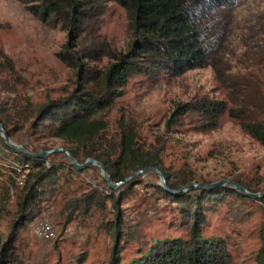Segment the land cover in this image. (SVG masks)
<instances>
[{
  "label": "rangeland",
  "instance_id": "obj_1",
  "mask_svg": "<svg viewBox=\"0 0 264 264\" xmlns=\"http://www.w3.org/2000/svg\"><path fill=\"white\" fill-rule=\"evenodd\" d=\"M215 18L219 38L211 55L212 62L227 74L252 76L264 83V0H237L232 6L217 11ZM97 32L100 41L117 51L128 50L132 43L126 11L113 0L105 1ZM68 41L67 30L60 25L51 27L43 23L24 2L0 0V106L12 107L14 114L18 109H33L76 90L79 86L77 69L57 56ZM5 59L12 69L2 67ZM111 61L104 52H99L91 63L104 70ZM233 95L217 79L211 64L177 76L162 74L149 78L135 73L123 94L103 116L109 133L117 130V121L123 117L135 126L141 145L162 147V163L169 171H182L205 183L238 178L263 192L264 146L226 111L214 128L198 126V117L193 115L167 126L180 104L208 98L224 101L229 107ZM30 117L19 126L12 141L25 145L28 151H41L42 146H64L60 139L35 136L30 125L33 117ZM50 156H46L48 161ZM54 159L68 163L62 153ZM2 177L0 251L21 216L17 203L22 191L15 181L10 185L8 175ZM132 180L128 188L124 189L123 184L110 188L98 166L78 172L64 168L53 195L42 200L37 216L17 229L14 246L22 261L27 264H112L114 260L127 264L155 240H187L189 228L182 224L179 206L156 194L155 185L161 186L159 176L143 173ZM91 191L98 194L99 206L92 205L86 212L81 203L76 209L66 206ZM121 192L125 193L123 197L119 196ZM108 194L117 198L116 203L113 204ZM115 215L123 219L122 239L112 233L108 225ZM205 216L201 236L222 240L231 264H257L264 201L240 200L229 194L223 203L206 211ZM40 221L51 225V233L46 238L35 231Z\"/></svg>",
  "mask_w": 264,
  "mask_h": 264
},
{
  "label": "trees",
  "instance_id": "obj_2",
  "mask_svg": "<svg viewBox=\"0 0 264 264\" xmlns=\"http://www.w3.org/2000/svg\"><path fill=\"white\" fill-rule=\"evenodd\" d=\"M20 1L43 23L51 27L60 25L68 31L69 41L57 56L66 65L77 69L79 86L66 97L49 99L33 109H18L14 114L12 107L0 106V122L11 139L15 140L19 126L28 122L31 116L33 121L30 125L35 136L62 140L64 146L61 147L68 149L78 162L87 158L102 162L112 182L124 181L134 172L150 167L162 171L167 186L173 190L199 182L193 175L172 172L164 167L160 156L162 147L151 145L145 148L141 145L135 126L125 118H119L117 130L109 133L103 112L110 109L115 99L123 94L125 85L135 73L149 78L162 74L177 76L211 64L220 83L234 94L229 99L231 106L208 98L183 103L175 108L167 126L176 125L184 116L193 115L198 117V126L214 128L226 111L245 132L264 146V83L252 76L227 74L217 68L211 59L219 38L216 37L215 15L237 0H113L126 11L133 37L130 47L124 52L112 49L108 43L99 40L97 26L106 0ZM99 52H104L112 60L104 70L91 63ZM2 67L12 69L8 59ZM0 145L8 149L4 158L29 168L27 183L18 195L21 216L2 246L0 264H27L14 246L17 229L37 216L42 200L53 195L64 168L74 172L79 170L69 161L66 164L55 161L58 153L65 155L63 152L49 154L48 161L46 156L37 157L8 146L1 136ZM23 147L28 150L25 145ZM50 148L53 146H42L41 151ZM1 175H8L7 180L13 185L15 179L11 173ZM133 178L122 183L124 189L132 184ZM234 181L251 192H261L242 179ZM155 187L156 194L179 206L182 224L189 228V237L187 240H155L152 246L127 264H231L222 240L201 236L206 211L223 203L229 194L240 200L254 198L232 187H199L178 193L166 191L159 185ZM123 195L124 192L119 194L120 197ZM97 196L91 191L66 206L76 209L81 203L83 212H86L92 205L99 206ZM107 197L113 204L116 203L117 198L113 194ZM258 199L264 201V196ZM122 220L115 215L108 224L111 232L121 239L125 234L122 232ZM260 236L262 244L257 264H264V226ZM112 264L120 262L113 260Z\"/></svg>",
  "mask_w": 264,
  "mask_h": 264
},
{
  "label": "water",
  "instance_id": "obj_3",
  "mask_svg": "<svg viewBox=\"0 0 264 264\" xmlns=\"http://www.w3.org/2000/svg\"><path fill=\"white\" fill-rule=\"evenodd\" d=\"M0 136L3 138L4 142L8 146H10V147H12L14 149H18V150L24 151V152H26V153H28L30 155H34V156H37V157H45V156H47V155H49V154H51L53 152H63L66 155L69 163L72 166H74L76 169H78V170L84 169L86 167H90L92 165L98 166L99 169H100L102 177L105 179L108 187H110V188H115L116 186L124 183L125 181L130 180L131 178H133V177H135V176H137L139 174L151 173L152 172V173H156L159 176V180H160L159 184L161 185V187L164 190L169 191L171 193L185 192V191H188V190H191V189H195V188H199V187L210 189V188H214V187H218V186H223V187L235 188L237 191H239L243 195L251 197V198H254V199H257V198H259L261 196H264V191L263 192H251L248 189H246L245 187H243L242 185H240L239 183H237L236 181L230 180V179H221L219 181H215V182H211V183H205V182H201L200 181V182H196V183H192V184H189V185L182 186L179 189H175V190L169 189V187L166 184V179H165L164 173L162 171L158 170L155 167H150V168L138 170V171L134 172L132 175H130L129 177H127L124 181L112 182L110 180V177H109V175L107 173V170H106V167L104 166V164L102 162L94 159V158H87L83 162H78L73 157V155L70 153V151L68 149H66L64 147H61V146L53 147V148H50V149H47V150H43V151H39V152L28 151L22 145L17 144L14 141H12V139L7 134V132L4 129L3 125L1 124V122H0Z\"/></svg>",
  "mask_w": 264,
  "mask_h": 264
},
{
  "label": "built area",
  "instance_id": "obj_4",
  "mask_svg": "<svg viewBox=\"0 0 264 264\" xmlns=\"http://www.w3.org/2000/svg\"><path fill=\"white\" fill-rule=\"evenodd\" d=\"M8 149L0 145V176L1 173H11L14 176L16 184L24 189L27 183V173L29 168L20 163L4 158ZM35 231L40 237H47L51 233V225L47 221H40L35 226Z\"/></svg>",
  "mask_w": 264,
  "mask_h": 264
}]
</instances>
